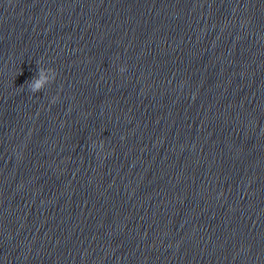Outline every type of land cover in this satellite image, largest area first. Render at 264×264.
<instances>
[{
	"label": "clouds",
	"instance_id": "obj_1",
	"mask_svg": "<svg viewBox=\"0 0 264 264\" xmlns=\"http://www.w3.org/2000/svg\"><path fill=\"white\" fill-rule=\"evenodd\" d=\"M48 71H51L53 73V77H52V81H51V83H52V82L55 81V79L57 77V72H56V70L54 68H49ZM124 71H125L124 68H120V72H124ZM44 72H45V69L41 67L39 69V73H38L39 78L33 77L30 81L27 82L30 92L36 93V92L42 90L44 85L49 82L46 79V77L44 75ZM58 98H59L58 96L57 97H53L52 103H56ZM101 147H103L102 143H101Z\"/></svg>",
	"mask_w": 264,
	"mask_h": 264
}]
</instances>
